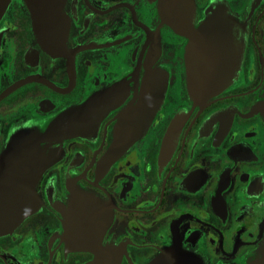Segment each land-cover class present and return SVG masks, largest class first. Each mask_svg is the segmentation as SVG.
<instances>
[{
    "label": "flooded vegetation",
    "instance_id": "obj_1",
    "mask_svg": "<svg viewBox=\"0 0 264 264\" xmlns=\"http://www.w3.org/2000/svg\"><path fill=\"white\" fill-rule=\"evenodd\" d=\"M195 21L222 6L245 26L242 70L208 97L191 94L186 37L160 19L158 0H64L65 43L46 49L27 0L0 16V154L26 129L124 81L85 134L49 137L39 207L0 234V264H246L264 245V0H195ZM168 73L145 134L102 162L125 107L143 85L148 52ZM84 193L92 194L88 198ZM74 199L96 200V244L68 236Z\"/></svg>",
    "mask_w": 264,
    "mask_h": 264
},
{
    "label": "water",
    "instance_id": "obj_2",
    "mask_svg": "<svg viewBox=\"0 0 264 264\" xmlns=\"http://www.w3.org/2000/svg\"><path fill=\"white\" fill-rule=\"evenodd\" d=\"M10 0H0V16ZM34 25L46 49L64 45L68 21L64 18V0H27ZM160 19L177 34L186 37L184 59L189 90L198 97H208L229 87L242 70L245 50V26L231 17L229 10L209 6L205 18L195 21V0H158ZM159 46L148 52L143 85L135 100L127 105L115 126V137L102 162L117 159L133 142L141 138L153 116L162 106L168 86V73L155 68ZM124 81L92 94L77 107L66 111L44 129L18 132L0 154V234L12 231L40 205L39 177L49 165L52 154L42 147L49 137L85 134L93 131L101 116L114 105L116 90L123 91ZM259 107L264 113V100ZM84 193L83 198L92 197ZM76 208L67 213L71 240L79 247L96 244L104 226L100 204L96 200L74 199ZM246 264H264V245Z\"/></svg>",
    "mask_w": 264,
    "mask_h": 264
}]
</instances>
